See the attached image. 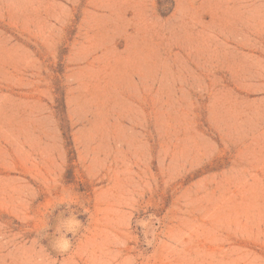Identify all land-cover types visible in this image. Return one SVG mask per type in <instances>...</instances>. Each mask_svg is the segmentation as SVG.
<instances>
[{"label": "rangeland", "instance_id": "rangeland-1", "mask_svg": "<svg viewBox=\"0 0 264 264\" xmlns=\"http://www.w3.org/2000/svg\"><path fill=\"white\" fill-rule=\"evenodd\" d=\"M0 264H264V0H0Z\"/></svg>", "mask_w": 264, "mask_h": 264}]
</instances>
